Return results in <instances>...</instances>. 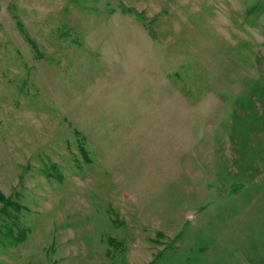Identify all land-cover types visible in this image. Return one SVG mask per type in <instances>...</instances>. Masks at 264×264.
<instances>
[{
  "label": "rangeland",
  "instance_id": "obj_1",
  "mask_svg": "<svg viewBox=\"0 0 264 264\" xmlns=\"http://www.w3.org/2000/svg\"><path fill=\"white\" fill-rule=\"evenodd\" d=\"M0 192V264H264V0H0Z\"/></svg>",
  "mask_w": 264,
  "mask_h": 264
},
{
  "label": "trees",
  "instance_id": "obj_2",
  "mask_svg": "<svg viewBox=\"0 0 264 264\" xmlns=\"http://www.w3.org/2000/svg\"><path fill=\"white\" fill-rule=\"evenodd\" d=\"M123 10L124 11H129L130 9L128 8V9H126V8H123ZM131 13V12H130ZM139 17H140V15H138ZM0 199L2 200V201H6V202H8V200L5 198V196L0 192Z\"/></svg>",
  "mask_w": 264,
  "mask_h": 264
}]
</instances>
